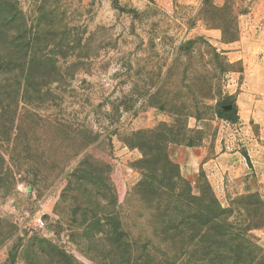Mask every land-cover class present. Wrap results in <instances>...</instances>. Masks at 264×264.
<instances>
[{
  "label": "rangeland",
  "instance_id": "rangeland-1",
  "mask_svg": "<svg viewBox=\"0 0 264 264\" xmlns=\"http://www.w3.org/2000/svg\"><path fill=\"white\" fill-rule=\"evenodd\" d=\"M245 73L264 77V0H0V264H140L124 241L157 230L138 183L176 171L264 250ZM198 150L246 173L217 193L202 163L185 174Z\"/></svg>",
  "mask_w": 264,
  "mask_h": 264
},
{
  "label": "trees",
  "instance_id": "trees-1",
  "mask_svg": "<svg viewBox=\"0 0 264 264\" xmlns=\"http://www.w3.org/2000/svg\"><path fill=\"white\" fill-rule=\"evenodd\" d=\"M162 159L178 168L166 152ZM138 187L152 196L157 230L155 242L148 245L136 247L126 237L123 246L128 254L139 256L140 264H264V250L250 234L256 226L245 223L239 228L230 222L215 194H192L189 181L179 171L168 184L143 175Z\"/></svg>",
  "mask_w": 264,
  "mask_h": 264
},
{
  "label": "crops",
  "instance_id": "crops-1",
  "mask_svg": "<svg viewBox=\"0 0 264 264\" xmlns=\"http://www.w3.org/2000/svg\"><path fill=\"white\" fill-rule=\"evenodd\" d=\"M246 39L249 40V32L245 34ZM253 81H259V83L253 88H250V84ZM264 77L262 75H252L251 73H245L243 80V95H251L253 91H261L264 86ZM254 86V85H253ZM252 91V92H250ZM256 152L251 156L254 172L260 182H264V146L255 150ZM238 152L223 156L219 155L215 159L209 161H203L206 156L205 150L198 151H184L183 152V166L185 168V174H189L191 171L197 170V165L203 164L206 169L207 177L211 184L214 186L215 192H223L225 188V178H234L242 175L245 172L244 165L241 163V159L237 155Z\"/></svg>",
  "mask_w": 264,
  "mask_h": 264
}]
</instances>
